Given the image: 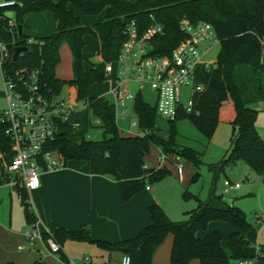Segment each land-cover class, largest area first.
I'll list each match as a JSON object with an SVG mask.
<instances>
[{
    "label": "trees",
    "instance_id": "trees-1",
    "mask_svg": "<svg viewBox=\"0 0 264 264\" xmlns=\"http://www.w3.org/2000/svg\"><path fill=\"white\" fill-rule=\"evenodd\" d=\"M70 5L85 15L103 11L104 18L83 25ZM12 10L17 29L21 25V32L9 33L6 19H0V38L10 45L24 46V49L15 61L9 60L8 67L38 68L41 71L39 84L45 92L58 94L63 87L69 91L73 88L75 100L83 103L82 108L59 125L48 148L55 150L64 163L70 159L87 160L94 174L112 177L122 201H128L147 185L157 183L169 174L165 167L145 166L144 155L152 145L159 147L167 157L171 152L188 158L194 166L192 181L199 176L201 154L191 148L176 146V120L188 118L207 139L211 138L219 121L226 120L232 125L229 150L218 162L208 164L213 175L207 199L200 200L188 190L182 192L183 198L192 196L197 201L194 208L185 212V219L172 220L159 204L152 203L147 206L150 222L130 238L115 242L96 239L86 225L76 229L53 227L49 232H42V238L46 241L51 236L60 246L67 240L93 243L107 251L128 254L131 264H151L155 248L168 233L173 235L170 264H190L194 258L199 259L200 264H229L230 259L251 256L244 248L249 244L246 233L253 225L243 210L222 201L224 195L215 193V184L220 174H225V169L239 160L264 179V140L255 125L258 110L251 106L264 100V0H23ZM41 11L52 13L55 30L49 35L33 37L42 43L27 44L31 36L23 31L25 17L30 12ZM150 15L163 27L162 33L153 38V53L167 54L185 37L179 25L185 17L191 22L205 20L212 24L220 44L218 57L214 67L198 70L196 80L202 89L194 95L197 112H181L175 119L167 120L168 130L161 135L155 126V106L149 105L138 94L133 110L143 134L123 135L118 130L112 103L89 92L93 83L102 82L106 77L93 63L89 62V67H85V37L92 35L100 41L101 57L105 62L115 61L126 39L127 24L134 21L141 33L151 23ZM64 42L71 53L72 77L69 79L55 74V67L60 62L59 48ZM93 119L102 129L103 136L99 140L86 136L94 125ZM0 153L5 160L13 155L11 140L2 123ZM10 180L0 159V183ZM12 187L20 198L26 220L36 223L37 216L27 190L19 181ZM212 220L232 225L228 252L222 247L219 231H209L202 237L197 235ZM260 245L259 260L264 264V241ZM60 255L63 257V253Z\"/></svg>",
    "mask_w": 264,
    "mask_h": 264
},
{
    "label": "built area",
    "instance_id": "built-area-1",
    "mask_svg": "<svg viewBox=\"0 0 264 264\" xmlns=\"http://www.w3.org/2000/svg\"><path fill=\"white\" fill-rule=\"evenodd\" d=\"M16 5L20 6L21 2L0 1V19H6L7 29L11 34L18 29L13 15L7 16L4 9ZM150 20L149 26L141 33L134 21L126 26V39L115 59L117 84L111 90L115 117L118 113H124L127 102H134L146 86L155 94L157 116L173 120L181 112H197L194 95L202 89L196 80L198 70L215 66V62H207L203 56L219 43L212 24L205 20L191 22L188 18H182L179 25L185 37L169 53L159 54L153 53V38L162 33L163 27L153 15H150ZM37 41L29 38L27 44ZM16 46L21 45H10L0 38V74L3 82L0 93L5 100V106L0 109V123L5 125V133L11 140L13 152L9 160H5L0 153V159L3 170L11 176L10 183L19 181L29 191L40 185V170L63 165L61 156L55 150L49 149L48 143L54 139L59 125L80 108L74 107L76 100L72 96L45 92L39 84L41 71L38 68L8 67L9 60L15 61L12 56ZM132 83L137 85L135 93L130 87H124ZM183 86L190 89L184 102L180 94ZM161 154L164 159L167 158L164 153ZM177 173L180 177V164L177 166ZM240 186L239 181L224 177L221 182L222 195H228ZM149 188L148 185L145 187ZM258 224L264 229V222L261 224L258 220ZM47 246L51 253L61 250L60 244L51 236L47 239ZM260 255L261 245L257 244L255 254L237 259V264H262ZM88 262L89 257L83 256L81 260L71 261L70 264ZM120 264H131L130 256L123 254Z\"/></svg>",
    "mask_w": 264,
    "mask_h": 264
},
{
    "label": "rangeland",
    "instance_id": "rangeland-1",
    "mask_svg": "<svg viewBox=\"0 0 264 264\" xmlns=\"http://www.w3.org/2000/svg\"><path fill=\"white\" fill-rule=\"evenodd\" d=\"M14 1L22 2L23 0ZM4 12L9 17L13 15L12 8H5ZM98 18L102 20L104 18V13L98 14V16L82 15L81 21L83 25H90ZM54 28L55 24L50 12H30L25 17L23 31L33 38L49 35L54 32ZM86 41V45L83 49L87 59L86 67H89V62L93 63L100 72L106 75V78L102 82L93 83L89 88V92L91 95L103 96L112 103L113 98L111 90L115 88L117 84V63L116 61L105 62L102 59L99 41L94 36L87 35ZM219 48L220 44L217 43L203 56V59L207 62H216ZM55 72L58 77L64 79L71 78L72 76L71 60L69 59V49L66 43H63L60 47V62ZM262 79L264 83V76ZM2 87L3 82L0 74V90H2ZM124 87H130L134 93L137 90V85L135 83L124 85ZM189 91L190 89L188 87H181L180 94L183 102L187 99ZM60 94L73 96L66 87H63ZM141 96L149 105H154L155 94L149 87L146 86L142 90ZM4 106L5 100L0 93V109ZM251 106L258 110L257 130L264 140V100L256 101L252 103ZM74 107L82 108L83 103L81 101H76ZM92 122L94 125L89 129L86 136L92 140H99L103 136L102 129L97 125L98 122L95 119H93ZM116 123L119 132L123 135L143 134L137 124V117L133 110V101L127 102L124 113H118L116 116ZM132 123H135V125L133 126ZM155 126L159 129V133L164 135L168 130L169 122L165 118L156 116ZM175 127L176 146L191 148L201 154L202 163L198 170L199 176L192 181L191 178L194 174V166L188 158L179 156L177 159V155H173L170 152L168 153V157L164 159L160 148L156 145H152L149 151L144 155V164L149 168L165 167L169 170V174L165 178L157 183L150 184L151 190L148 193L149 195H154L157 200L170 211V214L173 216L172 220H183L187 217L184 212L194 208L197 201L192 196L183 198L182 192L188 190L191 194L198 196L200 200L207 199L213 175L208 169V164L218 162L229 150L232 125L226 120L219 121L215 125L210 139H207L188 118L176 120ZM178 164L181 166L180 177L177 173ZM224 173L225 174H220L216 181L215 193L222 194L221 182L225 176L241 183L240 188L224 196L230 197L233 200V204L245 212L246 218L253 225V229H250L246 233L249 244L244 248V251L249 255L250 253L248 252L253 251L252 253H254L255 245L258 242L262 243L264 240V229L258 224V220H260L261 224L264 222V179L254 170H251L243 160L237 161L232 167H227ZM212 221L221 223L220 225H223L225 228H232V225L226 221ZM228 237L229 233L227 232L225 237L222 238L225 240L222 242V247L226 252H228ZM69 245L71 246L69 261L67 263L62 260L60 252L52 254L48 249L49 255L46 257L41 256L39 264H70L73 260H79L84 253H81L75 242ZM111 264L116 263L113 262ZM190 264H200V261L194 258L190 260ZM229 264H235V259H230Z\"/></svg>",
    "mask_w": 264,
    "mask_h": 264
},
{
    "label": "crops",
    "instance_id": "crops-1",
    "mask_svg": "<svg viewBox=\"0 0 264 264\" xmlns=\"http://www.w3.org/2000/svg\"><path fill=\"white\" fill-rule=\"evenodd\" d=\"M70 7L81 20V16L85 14L72 5ZM103 13L102 11L99 14ZM50 14L52 16L51 12ZM96 15L98 16H93ZM69 59L71 60L70 50ZM70 92L72 97H75L73 88ZM255 125L257 128V119ZM39 180L40 185L37 188L27 191L32 210L37 216L34 224L26 220L23 206L12 183H0V264H39L41 256L49 255L47 240L42 238L41 233L49 232L53 227L76 229L86 225L93 238L115 242L135 236L150 222L147 206L152 203L159 204L168 217L173 218L170 211L154 195H149L151 187L134 194L128 201H122L116 181L107 175L94 174L91 163L87 160L70 159L60 167L42 169ZM220 224L211 221L207 228L198 231L197 235L202 237L217 229L221 231L223 238L227 232L230 234L233 230V227L225 228ZM223 241L225 240L222 239L221 242ZM72 242L84 253L79 260L88 256V264H120L121 257L125 254L116 250L107 251L93 243L67 240L60 251L65 263L69 261V244ZM172 242L173 235L168 233L155 248L151 264H170ZM257 244L254 247L255 252ZM252 252H248L249 255L255 254Z\"/></svg>",
    "mask_w": 264,
    "mask_h": 264
},
{
    "label": "water",
    "instance_id": "water-1",
    "mask_svg": "<svg viewBox=\"0 0 264 264\" xmlns=\"http://www.w3.org/2000/svg\"><path fill=\"white\" fill-rule=\"evenodd\" d=\"M20 32H21V25H18V33L20 34ZM23 49H24L23 46H16V47L14 48V52H13V56H12L13 60L16 59V57H17V55L19 54V52H20L21 50H23ZM222 201H223L224 203L228 204V205H231V204L233 203V200H232L230 197H226V196H223V197H222Z\"/></svg>",
    "mask_w": 264,
    "mask_h": 264
}]
</instances>
